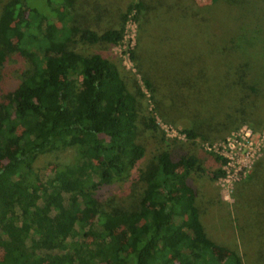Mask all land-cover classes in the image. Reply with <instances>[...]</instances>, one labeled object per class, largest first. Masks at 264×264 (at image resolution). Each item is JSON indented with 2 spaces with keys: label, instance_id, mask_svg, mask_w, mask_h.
Returning a JSON list of instances; mask_svg holds the SVG:
<instances>
[{
  "label": "trees",
  "instance_id": "trees-1",
  "mask_svg": "<svg viewBox=\"0 0 264 264\" xmlns=\"http://www.w3.org/2000/svg\"><path fill=\"white\" fill-rule=\"evenodd\" d=\"M129 20L132 69L112 54ZM216 22L195 0L4 2L0 264H264V146L231 186L225 228L212 222L219 195L203 187L225 164L203 144L242 125L264 134L252 66ZM153 144L130 203L100 197Z\"/></svg>",
  "mask_w": 264,
  "mask_h": 264
},
{
  "label": "rangeland",
  "instance_id": "rangeland-1",
  "mask_svg": "<svg viewBox=\"0 0 264 264\" xmlns=\"http://www.w3.org/2000/svg\"><path fill=\"white\" fill-rule=\"evenodd\" d=\"M6 0H0V8ZM196 12L198 14L213 17L217 20L216 28L221 31L224 27L223 38L238 40L239 44L245 50V54L249 65L252 66L253 76L256 85H259L258 89L264 95V51L261 54V49L264 48V0H195ZM258 27V29H256ZM259 28H261L259 30ZM125 34L123 40L114 48H112V54L116 55L123 66L127 69H132V63L128 59L127 51L133 44V34L135 30L134 22L129 20L125 27ZM258 30L262 33L255 38L254 31ZM259 42V44H258ZM250 47L249 50L247 49ZM91 48L86 49L89 52ZM255 54H260L261 58L257 59ZM252 55H255L253 57ZM144 98L142 100L143 106L146 109L150 108V104L147 98L146 92H144ZM165 135H169V132L163 131ZM254 151L252 158L260 154L262 137L261 132H254ZM204 148V147H203ZM160 149L158 144H153L144 158L121 180L112 183L109 186L103 187L99 190V195L102 198H112L114 202L118 204L130 203L131 197L129 196L130 182L134 179L139 170L144 168V165L151 161L152 157ZM205 151H210L204 148ZM71 152L65 153L60 157L62 161H66L70 158ZM45 160L42 158L37 159L36 164H44ZM247 169L243 164H236L233 162L227 166V176L223 180H219L215 185L204 184L207 190L213 188L219 195V214L213 218V227H224L230 224L231 219V184L237 180L242 179L246 174L244 170ZM245 177V176H244ZM204 179H201V182ZM225 228V227H224ZM124 264H130V261Z\"/></svg>",
  "mask_w": 264,
  "mask_h": 264
},
{
  "label": "built area",
  "instance_id": "built-area-1",
  "mask_svg": "<svg viewBox=\"0 0 264 264\" xmlns=\"http://www.w3.org/2000/svg\"><path fill=\"white\" fill-rule=\"evenodd\" d=\"M157 124L159 126V129L162 132L163 131L169 132L168 136L165 135V133L163 132L165 137L182 138V135H180L173 127L169 125H164L160 123L159 121H157ZM261 133H262V137L260 139V143H261L260 154L256 156L254 159L252 158V153L254 151V142H253L254 141V137H253L254 131H252V129L248 125H242L236 131L231 132L221 143H218V144H215L209 147L203 144L204 148L222 156L225 159V164L221 167V170L224 172V176L220 178L219 180L225 179V177L227 176L226 174L227 166H229L233 162H235L236 164L238 163L243 164V166L247 168L244 170V172L246 173L244 176L247 175L250 165L255 159H257L261 155V151L264 146V141H263L264 134L263 132ZM237 180H240V179H237Z\"/></svg>",
  "mask_w": 264,
  "mask_h": 264
}]
</instances>
